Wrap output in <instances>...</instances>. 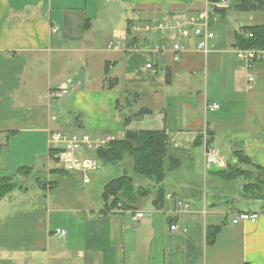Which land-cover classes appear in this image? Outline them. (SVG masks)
Returning <instances> with one entry per match:
<instances>
[{"label": "crops", "instance_id": "crops-1", "mask_svg": "<svg viewBox=\"0 0 264 264\" xmlns=\"http://www.w3.org/2000/svg\"><path fill=\"white\" fill-rule=\"evenodd\" d=\"M212 1L0 0V177L21 184L28 176L19 169L26 166L36 182L35 195L15 187L0 199V264H264V197L243 189L259 172L264 176V62L253 64L249 83L236 54L237 35L264 24V4L244 11L235 0L228 20L231 3L217 9ZM190 15L198 22L206 15L214 37L203 51L190 27L178 60L167 34L142 28ZM109 28L123 48L109 46ZM61 87L66 97L48 96ZM161 129L180 159L171 171L177 191L167 190L163 208L148 199L145 208L107 212L80 192L59 193L61 183L46 195L63 168L51 155L52 133L117 139L126 130ZM21 137L34 145L28 161L17 143L11 147ZM205 143L219 150L216 170L235 163L240 150L250 161L241 165L248 176L223 179L205 170ZM193 152L200 154L197 169L189 164ZM60 172L89 184L81 171ZM193 174H210L211 190H201ZM240 212L257 213V220L233 223ZM207 227H217L211 244ZM58 228L64 236L55 234Z\"/></svg>", "mask_w": 264, "mask_h": 264}, {"label": "trees", "instance_id": "trees-1", "mask_svg": "<svg viewBox=\"0 0 264 264\" xmlns=\"http://www.w3.org/2000/svg\"><path fill=\"white\" fill-rule=\"evenodd\" d=\"M217 1V0H213ZM244 2H246L244 4ZM257 2V4H255ZM264 0H241L240 8L244 11L253 10ZM222 11V10H221ZM251 33V36L237 35V45L241 48H264V24L255 25L245 28ZM245 31V32H246ZM131 116L126 117V123ZM201 141V138H200ZM56 150L51 149V155ZM235 153L236 162L230 164L227 169H218L213 171L215 176L223 179H233L237 176H248L249 171L243 169L241 165H249L250 161L247 156L243 155L240 150ZM126 155L132 160V170L135 174L146 177L153 183L154 190L151 191L142 184L134 186V178L128 174L119 175L108 180L104 184L102 192V202L105 211L115 209L135 208L140 198H147L153 194L151 204L156 209H161L165 203L167 189L164 187V181L167 174L179 167L180 159L173 151L169 137L165 129L161 130H126L123 137L117 138L104 147L96 151V158L104 163H116L125 158ZM55 160H58L55 158ZM63 170L59 167L58 170ZM30 168L23 166L19 173L27 174ZM13 176L0 177V199L8 195L15 187H20ZM243 189L246 192H258L264 197V176L261 172L253 180L244 183ZM217 227H207V243L211 244L215 240Z\"/></svg>", "mask_w": 264, "mask_h": 264}, {"label": "built area", "instance_id": "built-area-1", "mask_svg": "<svg viewBox=\"0 0 264 264\" xmlns=\"http://www.w3.org/2000/svg\"><path fill=\"white\" fill-rule=\"evenodd\" d=\"M211 4L217 9H225L229 7L228 0H217L212 1ZM190 27L193 34L198 38L197 47L203 51H207L208 42L214 37V33L209 29L207 16L203 18L202 22H198L195 15H190L188 18H177L171 19L169 17H162L158 20L152 22H146L143 24L142 28L147 32L167 34L172 40V50L174 52V60H178L180 53L185 50V44L180 41L181 38H188ZM133 30L137 28L132 27ZM245 36H251L249 31L245 32ZM110 47L115 49L119 48L118 44H109ZM159 50H164L165 46L161 45L157 47ZM237 57L242 64L240 65V70L245 72L247 80L252 83L255 79L254 74L251 72V68L256 61L264 62V48H239L236 51ZM147 67H151V64H147ZM68 93L66 87H61L59 89L50 90L48 96L51 98L60 99ZM218 105L213 103L210 108L216 109ZM116 138L111 134H106L102 137L92 139L87 134L78 133H58L51 135L49 139L50 149L56 150L54 157H56L63 168L66 170H80L88 175V171L98 168L97 159L94 157H84L83 152L90 151L93 149H99L108 145L110 142L114 141ZM221 162L219 150L205 143L204 146V169L209 170L211 166L218 165ZM187 206V205H186ZM142 216V212H136L135 218ZM257 213L240 212L232 220L236 223L240 220H249L255 222L257 220ZM172 230L177 229V225H171ZM55 234L58 237L65 235L64 229H56Z\"/></svg>", "mask_w": 264, "mask_h": 264}, {"label": "rangeland", "instance_id": "rangeland-1", "mask_svg": "<svg viewBox=\"0 0 264 264\" xmlns=\"http://www.w3.org/2000/svg\"><path fill=\"white\" fill-rule=\"evenodd\" d=\"M231 1V2H230ZM234 1L235 0H229V4L231 3V8L228 10L227 12V17H223V19H228L230 20L231 18L228 16L229 14L235 12L234 10ZM258 13V12H257ZM248 13H244L241 15H248ZM256 14V13H255ZM221 18V16L219 17ZM111 29L109 28V42H111L112 44H119L121 48H123L125 46V44L123 43V39L121 37V35H117L115 33L110 34ZM109 57H110V52H109ZM111 74V73H110ZM67 95V94H66ZM66 95L64 97H66ZM126 113L130 114L131 110L130 109H126ZM63 133H68V132H63ZM27 139L24 137H21L20 139H18L17 141H13L11 142V147H15L14 144L17 146L16 148L20 149V155L22 156V158H24L25 160H29V149L28 148H32L34 147V145H32V140H29L28 143H26ZM29 145V147L27 146ZM38 146V145H37ZM14 149V148H13ZM201 149V148H199ZM198 150V149H197ZM31 151V150H30ZM96 149L87 151V156L89 157H94L96 158ZM223 154V152L221 153ZM200 154H198V152H193L192 155V161L190 160L189 164L190 166L195 167V169H197L200 166V158H199ZM180 158H184V155H180ZM97 159V158H96ZM54 163L55 160H53ZM58 162V161H57ZM98 168L88 171V177H90L89 179V184L86 185L82 182V178L81 176L77 175V174H70L65 175L64 173L59 172L58 169L52 172L55 173L54 177L47 183L49 184V187L46 188L45 192L46 195L51 194V191L59 188V183H61L62 185L60 186L59 189V193L61 192V194H65L68 196H74V195H79V192L81 193V199L85 201V203L87 202V199H90L93 205H100L102 204V192H103V188H104V184L114 178L117 177L119 175H125L128 174L130 176H132L134 178V186L136 187L137 184H142L143 186H145L146 188H149L151 191L154 190V186L153 183L150 182V180L146 177H142L139 176L137 174H135L132 170V160L129 157V155H126L124 159H122L121 161H118L116 163H104L101 160H98ZM186 162V161H185ZM188 163V162H187ZM57 165H60L59 163H56ZM185 165V163H184ZM188 165V164H187ZM217 165H213L211 166V168H213L212 170H216L217 167H215ZM210 168V169H211ZM43 170V172H41V176L39 177V181L41 180H45L46 178V174H47V169L46 167L41 168ZM77 171V170H74ZM80 171V170H78ZM82 172V171H81ZM34 173L35 172H30L28 174H26V176H28V179L23 181V183H21L20 187H16L19 188L20 190L26 191L28 196H32L35 195L34 193V189H35V178H34ZM83 173V172H82ZM83 175L85 176V173H83ZM173 172H169L167 174V177L164 181V187L167 190H174L177 191L175 188V185L173 184L171 177L173 176ZM86 176V177H87ZM41 179V180H40ZM193 181L197 184H199L200 189L203 191H210L211 190V181H212V177L210 174L207 175H195L193 174L192 177ZM42 183V181L40 182V184ZM84 189V190H82ZM153 194L149 195L147 198H140L138 203L139 206H141V208H145L146 206V201H148V199H150L152 197ZM209 200V199H208ZM144 201V202H143ZM141 203V204H140Z\"/></svg>", "mask_w": 264, "mask_h": 264}]
</instances>
